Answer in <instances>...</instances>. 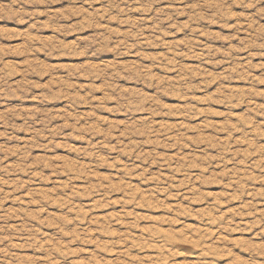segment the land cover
I'll list each match as a JSON object with an SVG mask.
<instances>
[{
  "label": "rangeland",
  "instance_id": "1",
  "mask_svg": "<svg viewBox=\"0 0 264 264\" xmlns=\"http://www.w3.org/2000/svg\"><path fill=\"white\" fill-rule=\"evenodd\" d=\"M101 6V0H96L95 7ZM162 6H167V0H162ZM173 7L181 11L172 23L163 21L172 29L171 32H163L162 29L161 34L165 42L157 44L148 38L151 21H146L145 51L152 60L145 58L141 63L133 56L121 57L119 63L123 68L122 72L115 69L114 63L117 58L111 51L102 53L104 59L96 60L84 59L83 53L77 52V38L91 39L103 28H109L117 33L124 31V25L118 26L117 21L111 20L109 23L99 25L98 28L89 26L79 33L72 32L70 29L73 23L87 20L83 15L89 11L87 5L82 6L79 3L73 5L71 0H58L55 4L26 7L25 12H34L37 15L24 22L16 19L11 8L7 13L0 9V16L3 17L0 18V74L8 73L9 83L15 85L23 79L22 69H28L29 79L25 86L32 85V91L27 94L31 99L11 97L7 104L0 103V113L15 112L18 136L17 142L5 143L6 141L0 138V163L12 167L19 165L21 159L27 156L30 158L29 167L34 169L30 177L24 171H17L5 177L12 181L24 182L23 186L15 191L13 184L5 185L0 181L3 192L10 193L9 198L0 205V215L6 214L9 225H14L20 219L18 212L26 213L33 226L40 225L46 235L57 234L55 225L63 221L66 234L61 243H65L70 234L78 237L69 245L73 255L66 257L68 264H128V260H132L134 264H142L143 259H148L153 254L152 246L141 238L142 234L146 235L153 229L168 232V221L174 222L176 233L183 234L182 240L176 243L175 247L196 252L198 251L196 245L199 243L197 235L209 229L215 232L216 221L209 225L207 220L217 215V210L220 216H235L237 221L240 219L247 221L251 218L252 213L247 211L249 201L256 205L257 213L264 211V176L260 170L232 167V160L240 157L251 159L253 162L264 160V156H261V149L264 148V127H261L264 125V116L255 115V112L249 116V106L239 102L244 99L243 91L250 87L247 72H237L239 78L224 83L222 90L217 76L223 73L226 65L220 60H217L216 64L201 63L199 59H194L190 55L172 60V45L179 51L188 52L191 47L188 42L194 40V28L187 26L191 16L183 10L184 4L177 3ZM46 12L66 13L71 15L72 20L60 22L55 17L50 20ZM37 19L41 26L33 29L31 23ZM124 19L136 22L139 16L133 15ZM88 23L91 25V21ZM177 24L183 27H177ZM230 31L229 28L222 29L219 25H212L208 29L212 35L201 32L200 40L196 42L203 44L211 41V46L216 48L215 55L219 57L224 53L222 45L227 44L225 38ZM161 34L157 35V39H161ZM30 45L34 47L31 53L28 51ZM54 49L59 50L61 55H46V52ZM239 55L243 57L245 54L241 51ZM153 60L157 64L162 60L171 61V64L167 70L152 68ZM177 63L178 69L171 66ZM252 63L254 65L252 75L264 76V68L259 66L264 64V58H253ZM68 70L78 72L79 77L72 81L64 80L63 73ZM108 70L113 71L117 77L110 87L118 86L121 92L131 90L141 97L142 102L150 96L155 97L156 90L153 88L146 91L143 87H133L138 78L154 80L157 86L165 85L161 89L163 99L155 98L153 103L158 108L166 110L167 115L161 119L160 112L150 110L154 116L152 123L158 126L157 137L154 141L147 140L143 148L145 156L155 155L156 160L162 164H157L156 160H153L151 165L145 168L140 160L141 153L137 152L131 158L135 159L133 169L135 174H130L127 166L130 163L128 153L131 149L128 145L134 141L126 139V128L135 125V121H126L123 118L124 113L116 110L115 98L104 91L106 82L100 79L95 81L93 102H103L107 98L103 110L96 114L97 118L107 124V129L98 126L94 120L85 123V116L91 113L87 104L78 105L79 115H76L75 111H68L67 100L35 99L37 94L49 86L57 90V95L62 92L60 84L69 88L73 85L82 89L89 87L91 77H101ZM233 71L235 72V68ZM125 73H129L127 78ZM182 73H191L197 82H208L206 89H198L192 98L198 111L207 109L210 113L207 119L197 116L187 121L179 111L184 107V98L166 82L177 80L178 75L183 78ZM256 92L258 94L254 98V104L259 107L264 105V95H260L264 93V83H257ZM235 93L240 94L233 95ZM77 96L84 99L87 93L82 92ZM17 100L20 102H15ZM42 104L48 106L43 108ZM33 110L41 119L45 113L48 114L52 120L51 127L62 126L70 140L65 142L63 137H60L56 139L54 149L45 151L41 147H36L25 153L23 149L32 140L35 129L25 128L24 117L20 112L27 113ZM136 116L138 120L147 118V114L143 112L137 113ZM28 118L34 120L35 116ZM73 120L79 121L78 127L73 124ZM238 121L252 129L251 136L245 138L237 134ZM180 122H183L182 127L187 129V132H181L183 139L174 135H165L164 140L159 138V133H167ZM80 131H84L86 136L89 133L93 134L91 136L93 144L111 135L112 144L105 145L99 154L89 152L78 158L82 146L86 147L89 143L87 138L72 135ZM137 131L143 135L142 128H137ZM169 139L174 143L170 146L165 145V141ZM118 141H121L119 153L113 150V145ZM185 141L188 143L185 144ZM153 142L159 146L158 149L151 148ZM177 144L181 147L177 148ZM197 144L201 149H204L205 145L208 148L203 154L201 151L190 150V146ZM218 148L224 154L223 163H213L212 166L206 167L205 162L209 160L215 162L219 159L216 152ZM17 152L21 155H17ZM5 153H8L6 159ZM109 156L115 159L118 166H114ZM94 160L99 162L98 166L93 163ZM176 161L189 165L187 174L195 177L191 187H186L189 182L185 180L184 173ZM173 170L175 175H171ZM146 173L150 174L147 181H144L142 177ZM200 173H205L203 178L200 177ZM70 176L76 179L67 186ZM169 180L172 181L170 185H166L159 193L154 191L158 185H163ZM62 184L66 187L60 188ZM252 186H255L257 193L255 199L250 194L246 196L239 194L240 190L251 193ZM168 188L171 190L167 191L165 196ZM89 189L96 194L93 195ZM100 194H105L107 199H102ZM209 205H216L217 209L210 208ZM177 206L179 215L171 211ZM201 216L204 220L200 219ZM247 235L248 233L241 235L233 230L232 243L247 246L248 242L245 239ZM222 238L216 236L215 240L219 242ZM112 241L117 242L116 248L111 247ZM141 248L145 250L142 256L137 255ZM215 251L217 260L226 264H240L241 258L231 250L221 247ZM185 255L187 254L182 252L178 257L180 264H194L196 258L186 260Z\"/></svg>",
  "mask_w": 264,
  "mask_h": 264
},
{
  "label": "clouds",
  "instance_id": "2",
  "mask_svg": "<svg viewBox=\"0 0 264 264\" xmlns=\"http://www.w3.org/2000/svg\"><path fill=\"white\" fill-rule=\"evenodd\" d=\"M58 0H0V9L4 13H7L9 8L12 9L13 14L16 19L20 22H24L27 19H31L37 14L34 12H25L26 7L38 5V4H55ZM102 6L95 7L96 0H71L73 5L77 3L87 5L88 12H84V16L87 17L85 21H76L72 24L71 31L74 33H79L83 28L91 26L92 28H98L99 25L109 23L111 20L117 21L118 26L124 25V31L117 33L109 28H103V30H98L96 35L91 39L84 40L76 39V50L77 52L83 53V58L88 60L104 59L105 57L102 53L111 51V53L117 58L114 67L117 71H123L119 63V58L133 56L137 58L141 63L147 58L152 60L151 56H148L145 49L147 45L145 44V24L146 21L150 20L151 32L149 37L155 43L160 44L165 42L162 36L163 32H171L167 24L163 21H168L172 23L178 15L180 14L179 8H174L173 5L177 3L184 4V11L190 14L191 19L188 22L189 28H194L193 41L188 43L191 45L188 52L179 51L175 45H172L173 55L172 60L177 59L179 56L190 55L194 59H199L201 63L216 64L217 60H220L223 65H226L222 74H218L217 79L219 81L220 87L223 90L224 83L238 79L236 75L237 72L246 71L247 79L249 80L250 87L245 89L242 93L244 99L239 101L240 103L247 104L248 115L251 116L255 112V115L264 116V105L257 107L254 104V98L258 94L256 92L257 83H264V76L252 75L254 65L252 63L253 58H264V0H167V6H162V0H101ZM50 20L55 17L58 21H71V15L66 13H52L46 12ZM133 15L139 16L136 22H131L130 20H125V17H132ZM0 18H3L0 16ZM88 21H91L89 25ZM203 21V23H201ZM212 25H219L222 29L229 28L231 31L225 38L227 41L226 45H222L224 49L223 55L217 57L215 55L216 48L211 46V41L206 43H197L200 40L201 32H205L207 35L212 34L208 32V29ZM39 19L31 23L33 29H38L40 27ZM177 27H183V25L177 24ZM161 34V39H157V35ZM61 36L63 33L60 34ZM28 51L31 53L34 51L33 46H29ZM243 52L245 55L241 57L239 52ZM67 54V53H64ZM46 55H61V52L57 49L46 52ZM171 61L165 62L161 61L159 64L152 61V68H160L167 70L170 66ZM172 67L179 68V64L171 65ZM264 68V64L259 65ZM235 68V72L233 71ZM83 70V69H82ZM53 75V73H49ZM129 73H125L127 78ZM23 79L16 83L15 85L9 83V75L4 72L0 74V103L7 104L9 98L19 97L20 99H31L28 93L32 91V85L26 82L29 79V70L22 69ZM79 77V73L68 70L63 73V79L66 81H72ZM182 77L178 75L177 80L172 82H166L171 85L172 88L179 91L180 96L184 98V107L179 111L183 114L184 119L191 121L193 118L200 116L207 119L210 115L207 109L203 111H198L196 105L193 103V95L198 89L207 87V81L197 82V80L192 77L191 73H182ZM100 79L105 83L104 91L107 92L111 97L115 98V107L119 112L124 113V119L126 121H135V125L126 128V139L128 141H134L130 143L128 147L131 152L128 153L130 156V163L127 166L130 174H135L133 171L135 166V159H131L135 156V153H141L140 160L144 163L145 168L151 165L153 160H156V156L152 155L147 157L143 154V148L147 140H153L157 137L158 126L153 125L152 121L154 116L152 111H158L161 113V119L165 118L167 115L166 110L158 108L153 103L155 98L163 99L161 95V89L165 85L157 86L154 80H148L147 78H138L133 87L141 88L143 87L146 91L155 88V97H148L147 100L142 102L141 97L129 92H121L120 87H110V85L116 81L117 77L115 73L111 70L106 71L101 77H91L89 79V87L81 88L79 86L65 87L60 84L62 92L57 95V90L49 86L48 89L42 91L35 96L38 101H47L52 99L67 100L68 111H75L76 115H79L77 106L80 104H87L91 109L90 115L85 116V123L89 120H94L95 123L107 129V124L97 118V112L102 111L107 104V98L103 102H93V97L95 95V81ZM59 83V81H58ZM87 93L84 99H79L77 94ZM240 94L235 93L233 95ZM264 95V93H260ZM223 99L222 97H219ZM17 103L20 100L15 101ZM47 104H42L41 107L46 108ZM236 105H232L235 107ZM152 110V111H150ZM231 109H229L230 111ZM19 111V110H17ZM147 114L146 119H137V113ZM20 115L24 117V126L27 129H35L33 132L32 140L28 142L23 151L25 153L30 152L33 148L41 147L45 151L55 148V141L57 138L63 137L65 142L70 140V137L65 133L62 126H57L52 128V120L48 114H44V118L36 113L35 110L31 112H20ZM15 112L13 113H0V138H3L5 143L17 142V122L14 120ZM35 116L34 120H30L28 117ZM182 123H177L176 127L169 129L167 133H159V138L164 140L165 135L181 136V132H187L186 128L182 127ZM75 126H79L78 120H73ZM239 127V132L237 134L248 138L252 134V129L245 127L239 121L237 122ZM264 127V125H261ZM137 128H142L144 130L143 135L137 131ZM111 131V130H109ZM228 131H233L228 129ZM72 135H77L82 138H87L89 143L86 147L82 146L80 152H78V158L87 155L89 152L99 154L105 145L112 144L111 135H107L103 140L97 141L95 144L91 142V136L93 134L89 133L87 136L84 131L73 133ZM118 136V133H117ZM43 137V138H42ZM181 139L183 137L181 136ZM255 139V137H253ZM173 140H166L165 145H172ZM188 142L185 141V144ZM177 148L181 146L176 145ZM121 141H118L113 145V150L117 153L120 152ZM152 149H158L159 146L153 142L151 145ZM208 146L205 145L204 149H201L199 144L195 146H190V150L201 151L207 150ZM219 159L215 162L209 160L205 162L206 167L212 166L213 163H223L224 154L221 149L216 150ZM8 153H5V159ZM17 155H21L17 152ZM261 156H264V148L261 149ZM112 159L114 166L116 161L113 157ZM231 159V157H229ZM30 158L24 156L19 165H14L8 167L3 163H0V181L3 184H13V191L19 189L23 186V181H12L11 179H5L11 174L17 171H24L29 177L34 171L33 168L29 167ZM94 164L98 166V161H93ZM157 164H162L161 161L156 160ZM177 166L180 167L181 171L184 173V178L189 183L186 187H191L194 182L195 177L189 176L187 171L189 165L187 163L181 164L180 161H176ZM227 166V165H225ZM232 167L236 169L238 167H245L248 169H259L262 176H264V160L253 162L251 159H245L240 157L239 159L232 160ZM41 178H43V170L41 169ZM150 173H146L142 180L147 181V177ZM175 175V170L171 173ZM201 178L205 173L199 174ZM83 179V177H80ZM76 179L74 176H70L67 181V186H70L72 180ZM163 179V177H161ZM171 180L166 181L163 185H158L154 189L157 193L165 188L166 185H170ZM247 183V182H245ZM60 188L66 187L62 184ZM171 189L168 188L165 191V196H167V191ZM89 191L95 195L93 190ZM239 194L241 196L251 195L255 199L257 193L255 191V186H252L251 193L240 190ZM10 193H4L3 189L0 188V205L3 201L9 198ZM66 196L67 193H64ZM102 199H107L105 194H100ZM176 195V193H173ZM195 195V192L193 193ZM31 203V202H30ZM191 203V201L189 202ZM210 208L217 209L216 205H209ZM179 215V207L171 210ZM241 211H244L241 209ZM248 212H251V218L247 221L240 219L237 221L235 216H220L218 214L213 217H209L207 223L209 225L215 224V232L213 233L211 229L207 231H201L196 239L199 243L196 245L198 251L191 252L190 249H177L175 247L183 238L182 233H176L174 228V222L168 221V232L156 231L153 229L146 235L142 234L141 238L153 248V254L149 256L148 259H143L142 264H180L178 257L181 253L187 255L184 256L186 260H192L195 257L194 264H226L217 260L216 248H224L226 250H231L236 253L240 258V264H264V211L256 212V205L249 201ZM19 221L14 225H9L7 215H0V264H68L66 257L73 255L72 249L69 247L78 237L74 234H70V238L65 242L61 243L66 234V229L64 227V222L60 221L55 225L56 233L55 235H46L41 229L40 225L33 226L32 220L27 217L26 213H19ZM247 215V212H245ZM15 218V217H14ZM204 220V217H200ZM233 230L239 232L241 235L248 233L245 237L247 240V246L234 245L232 243ZM171 234V235H170ZM87 233L85 232V236ZM222 236L223 238L216 242L215 237ZM49 241L51 243H49ZM117 242L112 241L111 247L116 248ZM131 248V246H127ZM145 250L141 248L137 255H143ZM25 254H30L26 256ZM128 264H134L132 260H128Z\"/></svg>",
  "mask_w": 264,
  "mask_h": 264
}]
</instances>
